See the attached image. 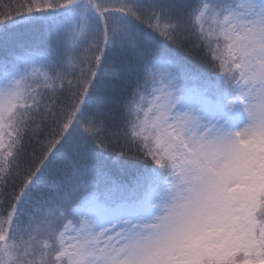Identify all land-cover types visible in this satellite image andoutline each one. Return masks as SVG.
Masks as SVG:
<instances>
[{
	"label": "snow or ice",
	"instance_id": "obj_1",
	"mask_svg": "<svg viewBox=\"0 0 264 264\" xmlns=\"http://www.w3.org/2000/svg\"><path fill=\"white\" fill-rule=\"evenodd\" d=\"M0 264H264V0L0 12Z\"/></svg>",
	"mask_w": 264,
	"mask_h": 264
},
{
	"label": "trees",
	"instance_id": "obj_2",
	"mask_svg": "<svg viewBox=\"0 0 264 264\" xmlns=\"http://www.w3.org/2000/svg\"><path fill=\"white\" fill-rule=\"evenodd\" d=\"M24 0H0V12L5 9L11 10V8L18 7Z\"/></svg>",
	"mask_w": 264,
	"mask_h": 264
}]
</instances>
